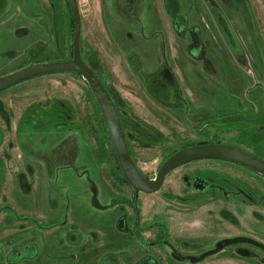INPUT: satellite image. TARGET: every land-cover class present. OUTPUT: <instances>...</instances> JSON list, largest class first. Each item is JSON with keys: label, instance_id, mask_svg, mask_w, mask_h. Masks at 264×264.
Returning <instances> with one entry per match:
<instances>
[{"label": "rangeland", "instance_id": "1", "mask_svg": "<svg viewBox=\"0 0 264 264\" xmlns=\"http://www.w3.org/2000/svg\"><path fill=\"white\" fill-rule=\"evenodd\" d=\"M76 1L84 58L114 95L132 157L145 176L154 178L168 156L202 142L229 143L264 159V0ZM22 7L21 26L31 32L18 36L0 26V53L21 50L20 67L73 58L69 1L23 0ZM14 23H20L17 17ZM38 23L52 33L47 44L35 42ZM136 50L161 59L145 83L140 69L130 66ZM18 61L0 57V76L20 68ZM40 78L23 81L21 92L38 83L34 91L50 99L36 101L25 116L20 102L29 100L18 99V84L0 93V111L8 112L10 101L16 110L8 113L20 117L10 124L0 117V264L75 263L78 251L68 254L56 247L59 242L51 244L62 238L61 229L37 236L45 228L30 230L38 220L22 206L82 193L93 204L98 199L95 206L108 218H125L110 225L100 255L116 243L118 251L140 248L128 264H264V176L227 161L196 160L171 171L159 191L137 193L119 168L87 81L68 72ZM105 166L124 186L115 178L103 189L102 178L113 179L109 170L102 172ZM114 199L123 204L115 206ZM105 221L93 219L99 227Z\"/></svg>", "mask_w": 264, "mask_h": 264}, {"label": "crops", "instance_id": "2", "mask_svg": "<svg viewBox=\"0 0 264 264\" xmlns=\"http://www.w3.org/2000/svg\"><path fill=\"white\" fill-rule=\"evenodd\" d=\"M22 1L21 3L15 2V0H0V26L5 27L7 30H13L18 36L22 35H29L31 30L30 28H23L21 26V14L23 10V0H18ZM27 1V0H26ZM28 13L25 12V18L30 19L27 16ZM39 14V12H37ZM19 19L18 24L14 23L15 18ZM38 19H36L37 22ZM47 24V23H46ZM48 25V24H47ZM1 28V27H0ZM132 33V31H131ZM48 38L52 40V33H50L47 28L45 27L44 23H38L37 30H36V43H39V41L45 42L47 44ZM147 41V38H145ZM22 52L21 50L15 51V50H8L5 52L0 53V57L2 59H6L10 61H18L20 59L19 53ZM133 54H136L135 57L133 58V63L130 66L133 68L140 69V74H142V78L146 80V74L148 77L150 76V71H155L160 69L161 67V59L159 58L158 54L155 52L151 54H144L140 51H134L132 52ZM6 57V58H5ZM12 63V62H11ZM19 63V61H18ZM97 66L100 67L102 66V63L99 61V59H96ZM10 64V63H8ZM15 66V65H14ZM21 64L19 63V65ZM132 68V69H133ZM147 72V73H146ZM156 76V75H155ZM44 76H42L43 78ZM105 77H108V74H105ZM40 78V79H42ZM104 80V79H103ZM105 81V80H104ZM24 83L16 84L17 86V94L18 99H24L27 98L29 102L24 103V101L20 102L23 106L21 109V113L19 114L20 116H25L27 115V111L29 112V109H34V103L39 100H44L48 101L50 98H47L45 93L38 94V92L34 91L39 84L33 83L32 86L33 89L29 87V91H26L25 93L21 92V88L19 86L24 85ZM29 83V82H27ZM106 83V81H105ZM107 84V83H106ZM30 85V84H28ZM39 91V90H38ZM3 92V91H2ZM31 92V93H28ZM34 92V93H32ZM46 92V91H43ZM6 95V94H5ZM4 95V96H5ZM27 95L28 97H25ZM11 94L6 95V97H10ZM114 97V95L112 94ZM38 97V99H36ZM35 98V99H34ZM115 99V97H114ZM9 105L7 107L9 108V111L14 113L16 110V105L14 103H11L10 101L7 102ZM20 104V105H21ZM13 106V108L11 107ZM3 112L0 111V117L10 124L11 122H16L17 119H19V116H15L12 119L11 114H9L6 110V108L2 109ZM34 112H31V115H34ZM42 126V125H41ZM42 131H47L42 127ZM41 131V132H42ZM6 137V136H5ZM97 161H99V158H97ZM42 164V163H41ZM107 165V164H106ZM44 169V167L41 165L39 167V170ZM87 170V169H85ZM109 170L110 175L113 176L112 180H109L108 178L106 179V182H104L102 178V182L104 183V188L107 191V183L108 185L110 182H113L116 179L124 186V180H122L120 177H118L117 173L114 172L112 167L110 166H105V168L102 170L107 171ZM44 171V170H42ZM86 173V171H84ZM44 173V172H43ZM116 178V179H115ZM45 180V179H44ZM110 181V182H109ZM40 186V185H38ZM42 188H46L47 184L45 186H41ZM132 187V186H131ZM134 189V188H133ZM68 193V192H67ZM107 196V194H105ZM108 197V196H107ZM100 199V198H99ZM118 201V200H117ZM115 199L112 202L115 206L123 203L117 202ZM101 203V201H100ZM125 205V204H124ZM101 207L103 205L101 204ZM23 209H30L29 213L32 214L35 219L38 220V222H35L37 224L32 225L30 223V230L31 229H44V231H37V236L43 238V235H53L56 233L57 230L61 229L62 231V238H56L54 237L51 242L52 246H55L56 242H59L56 247L60 248L63 251H67L68 254L74 253V252H79L74 255V258L76 259V262H72V264H119V261L122 259L124 264H128L129 261H134L136 260L137 256L140 254V248H134L132 249L133 244H130V249H120L121 251H118L119 249H115L116 243H112V245L109 243L105 247V251L103 255H100L97 251L100 250L98 247L101 245V243L104 241V239L109 241V235L111 234V224H114L115 221H120L122 224V220H125L123 215L115 216L113 219H110L106 216L107 212H103L102 208H97L93 202H91V197L88 194H81L80 196H69L66 195L64 198H59L57 197H49V199H40L36 201L35 203H32L30 206H27L26 204H23L22 206ZM104 208V207H103ZM133 213V212H131ZM134 214V213H133ZM133 214L130 215L131 218L133 217ZM135 215V214H134ZM106 219L105 223L102 224V227L96 226L93 222V219ZM142 222V220H141ZM23 222L17 221V224H22ZM27 223V222H26ZM39 223L41 226L38 227ZM52 225H48V224ZM104 226V225H106ZM124 226V225H123ZM20 229L25 230L23 226H20ZM61 227V228H60ZM126 227V224H125ZM124 227V229H125ZM48 229V230H47ZM82 232L84 233V237L82 236ZM103 233V234H102ZM67 235L66 238L64 236ZM29 237V236H28ZM28 237H24L22 241H26ZM42 243V242H41ZM135 247V246H134ZM21 249V248H20ZM83 249L88 252L85 253L84 255L82 254ZM6 251H8L6 249ZM125 252V253H122ZM5 254L2 256L4 257ZM1 256V255H0ZM73 257V256H72ZM89 262V263H88Z\"/></svg>", "mask_w": 264, "mask_h": 264}, {"label": "water", "instance_id": "3", "mask_svg": "<svg viewBox=\"0 0 264 264\" xmlns=\"http://www.w3.org/2000/svg\"><path fill=\"white\" fill-rule=\"evenodd\" d=\"M74 20V56L71 59L36 62L0 76V93L23 81L60 72H74L88 83L102 110L116 155L128 183L137 191L154 193L161 189L166 177L174 169L196 160H222L243 165L264 176V159L249 154L228 143H202L179 149L166 158L154 178L147 177L131 155L125 130L115 101L94 68L86 63L81 54L82 19L76 0H68ZM94 205L99 200L94 198ZM101 207V206H100Z\"/></svg>", "mask_w": 264, "mask_h": 264}, {"label": "trees", "instance_id": "4", "mask_svg": "<svg viewBox=\"0 0 264 264\" xmlns=\"http://www.w3.org/2000/svg\"><path fill=\"white\" fill-rule=\"evenodd\" d=\"M81 45H82V40H81ZM97 74L99 75V77L101 78V80H102V82L104 83V85L106 86V88L108 89V85L105 83V81L103 80V78H102V76L97 72ZM92 91V90H91ZM93 93V92H92ZM94 95V94H93ZM95 97V96H94ZM95 99H96V97H95ZM96 102H97V100H96ZM97 104H98V102H97ZM99 105V104H98ZM99 108H100V106H99ZM100 111H101V113H102V110H101V108H100ZM102 116H103V120H104V122H105V125H106V127H107V131H108V133H109V135H110V131H109V128H108V126H107V123H106V120H105V118H104V115H103V113H102ZM123 128H124V130H125V134H126V137H127V141H128V135H127V131H126V129H125V127L123 126ZM110 137H111V135H110ZM111 140H112V138H111ZM113 141V140H112ZM202 143H210V142H202ZM202 143H199V144H202ZM131 152V151H130ZM116 155V154H115ZM131 155H132V152H131ZM135 160V159H134ZM136 162V161H135ZM119 168L121 169V166L119 165ZM122 170V169H121ZM126 200V199H125ZM123 202H126V201H123ZM130 204L132 205V206H134V202L133 201H131L130 202ZM135 214H136V219H137V221L138 222H140V209L139 208H137V209H135ZM155 224H152L151 226H154ZM147 227H150V226H147ZM211 251V250H210ZM209 251V252H210Z\"/></svg>", "mask_w": 264, "mask_h": 264}, {"label": "flooded vegetation", "instance_id": "5", "mask_svg": "<svg viewBox=\"0 0 264 264\" xmlns=\"http://www.w3.org/2000/svg\"><path fill=\"white\" fill-rule=\"evenodd\" d=\"M81 38H82V33H81ZM73 47H74V43H73ZM81 54H82V58H83V60L86 62V63H88V60H86L85 58H84V54H83V51H82V45H81ZM94 67H95V65H93ZM93 67V68H94ZM94 70H95V72L97 73L98 71L94 68ZM60 73H65V72H60ZM68 73H74V72H68ZM53 74H57V73H53ZM76 74V73H75ZM48 75H52V74H48ZM98 75V74H97ZM99 76V75H98ZM101 79V78H100ZM102 81V80H101ZM104 84V83H103ZM106 87V86H105ZM108 87V86H107ZM109 92H110V94H111V96H112V93H111V91L109 90V88L107 89ZM113 97V96H112ZM113 99H114V97H113ZM97 100V99H96ZM114 101H115V99H114ZM115 104H116V106H117V103H116V101H115ZM117 109H118V106H117ZM118 111H119V109H118ZM219 143H221V142H219ZM229 144V143H228ZM241 146V145H240ZM236 147H238V146H236ZM241 147H243V146H241ZM238 148H240V147H238ZM243 148H246V147H243ZM241 150H243V151H245V152H247V153H249V154H252V155H255L254 154V152L253 151H249V149H247L248 151H246V150H244V149H242V148H240ZM255 156H257V155H255ZM257 157H259V156H257ZM259 158H261V157H259ZM263 159V158H262ZM209 160H211V159H209ZM212 160H214V159H212ZM220 161V160H219ZM222 161V160H221ZM227 162H229V161H227ZM190 163V162H189ZM232 163V162H231ZM188 164V163H187ZM235 164V163H234ZM186 165V164H185ZM239 165V164H238ZM183 166V165H182ZM243 166V165H242ZM244 167H246V166H244ZM246 168H248V167H246ZM249 169V168H248ZM175 170V169H174ZM249 170H251V169H249ZM251 171H253V170H251ZM254 172V171H253ZM256 173V172H255ZM258 174V173H257ZM258 175H260V174H258ZM260 176H262V175H260Z\"/></svg>", "mask_w": 264, "mask_h": 264}]
</instances>
